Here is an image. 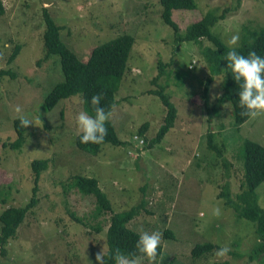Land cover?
Returning a JSON list of instances; mask_svg holds the SVG:
<instances>
[{
    "label": "rangeland",
    "instance_id": "1",
    "mask_svg": "<svg viewBox=\"0 0 264 264\" xmlns=\"http://www.w3.org/2000/svg\"><path fill=\"white\" fill-rule=\"evenodd\" d=\"M158 2L3 0L0 69L9 68L13 75L0 78V211L30 201L32 159H48V165L38 182L36 201L15 236L0 246V264H96V254L106 250V227L95 230L100 220L90 216L94 208L90 197L64 188L73 174L95 177L114 211L144 198L148 212L140 208L127 226L139 233L141 229L161 232L163 247L154 262L141 257L145 262L140 264H264V241L254 222L239 217L217 196L226 181L232 197L239 191L242 172L237 166L241 162L236 142L248 138L264 147V116L247 118L235 128L229 101H217L222 74L213 76L208 107L204 106L200 81L210 75L208 65L198 44L174 41L177 35L161 20ZM195 2V9L172 12L181 33L209 10L217 17L224 13L211 31L228 46L233 35L241 39L242 26L264 27V0ZM44 9L61 26V39L81 61L96 45L124 32L133 34L129 70L115 92L111 117L120 145L104 143L96 154L76 147L75 118L84 111L80 94L46 109L44 96L61 80L62 72L56 54L36 62L44 54ZM202 42L212 45L204 38ZM16 43L21 48L8 63ZM159 61L167 65L155 78ZM160 86L177 112L174 125L159 142L151 143L167 115V108L153 93ZM16 106L21 112L15 111ZM15 117L32 121L18 148L10 145L16 138ZM144 122L148 127L140 136L143 141L137 131ZM207 127L216 133L213 140L220 145L223 159L230 162L228 172L222 157L207 148ZM256 195L264 208V180L257 185ZM217 208L218 216L214 215ZM70 211L86 224L75 222ZM164 229L171 231L172 238L163 237ZM204 242L231 250L223 258L215 255L219 249L192 256L191 248Z\"/></svg>",
    "mask_w": 264,
    "mask_h": 264
},
{
    "label": "trees",
    "instance_id": "2",
    "mask_svg": "<svg viewBox=\"0 0 264 264\" xmlns=\"http://www.w3.org/2000/svg\"><path fill=\"white\" fill-rule=\"evenodd\" d=\"M161 6L160 17L161 20L170 26L176 33L177 38L174 41L181 42L183 40L193 41L198 44L199 51L204 61L208 65L209 76L202 84V100L205 107H208V90L213 76L217 74L223 75L222 91L217 97V101L222 103L223 100L229 101L231 105V115L235 128H238L248 117L241 116L242 109L238 102V85L232 78L230 71L227 69V61L223 60L229 50L223 40L211 31V27L220 17L214 15L210 10L207 11L200 19L189 24L184 32H180L176 22L172 19L173 10L177 9H195V0H158ZM5 13V6L3 0H0V16ZM44 29L42 32L43 51L41 59L36 62L44 61L51 54L59 56V65L62 72L61 80L57 81L48 90L44 96V105L46 109L51 110L59 101L69 98L72 95L80 94L83 99V109L86 113L94 116V110L91 105V97L98 93H103L104 98L101 101V106L105 107L106 111L113 109L116 103L115 92L120 86L121 79L128 69V58L131 46L134 40L133 34L124 32L114 38H111L101 44L96 45L86 61H81L74 53L73 49L63 42L60 37L59 30L61 26L51 18V15L46 9L43 10ZM207 39L211 42V46L204 45L202 39ZM21 45L16 43L13 46L11 55L7 58V62L11 63L13 57L19 53ZM236 50L245 56L250 51H255L259 56L264 57V27L250 28L249 26H242V35ZM167 63L159 61L157 66V75L159 78L165 70ZM13 75L9 68L0 69V78L4 75ZM154 81V78L152 79ZM150 93V90H147ZM152 92V91H151ZM167 108V115L164 123H161L157 135L151 139V143L159 142L167 133L169 127L173 126L177 110L169 101L166 95L163 94V86L159 90H153ZM215 105H212L214 107ZM24 117H15L12 121L13 129L16 138L11 142L14 148L20 147L23 142V133L29 128H22L20 126V119ZM107 136L101 144H82L80 143V136L76 134L75 145L77 148L87 152L96 154L99 152L104 143L111 145H120L122 141L118 137L115 127L110 119L106 122ZM148 127V122H144L138 129V138L143 139L144 132ZM209 127V126H208ZM207 127V148L215 151L219 156L222 155L221 147L214 140L215 132ZM146 138V137H145ZM146 140V139H145ZM149 141V142H150ZM153 141V142H152ZM139 144V143H137ZM219 146V147H218ZM237 152L240 157V162L237 164L242 172L239 181V191L234 197L230 195L229 185L224 182L221 190L217 196L223 198L224 204L231 207L235 213L242 218L249 219L254 222L255 230L258 233L261 242L264 241V208L257 203L256 187L264 180V147L258 142L243 138L236 142ZM221 150V151H220ZM195 155V153H194ZM193 155V156H194ZM48 159H32L30 162L31 170L33 171V179L31 186L30 201L23 206H8L0 211V246L7 243V240L15 236L17 226L22 222L26 213L33 206L35 194L38 189V182L41 178L42 172L47 168ZM223 165L226 172L230 162L226 158L223 159ZM228 179V178H227ZM226 179V180H227ZM98 181L92 176H82L73 174L66 181L64 188L66 190L75 189L83 196L90 197L94 203V208L91 212V218L100 220V223L94 225L96 231L105 228V243L106 250L104 252L106 264H115L112 258L116 249H120L122 253L128 255H140L136 252V242L139 238V232L127 226V223L139 213L140 208L148 212L144 208L145 200L141 201L127 209L121 211H114L106 194L98 186ZM70 216L75 219V222L86 224L84 218L77 217L73 211L69 212ZM102 229V230H103ZM164 238H172V233L169 229H164ZM163 239L161 238V241ZM162 242L157 249L158 258L162 252ZM213 249H219L218 245L212 242H204L195 244L191 248V254L197 257L205 252H210ZM143 258V257H142ZM147 259L146 257H144ZM142 263L145 261H141Z\"/></svg>",
    "mask_w": 264,
    "mask_h": 264
},
{
    "label": "clouds",
    "instance_id": "3",
    "mask_svg": "<svg viewBox=\"0 0 264 264\" xmlns=\"http://www.w3.org/2000/svg\"><path fill=\"white\" fill-rule=\"evenodd\" d=\"M240 37L238 34L233 35L229 41V50L223 57L227 61V69L230 71L232 78L237 83L238 102L242 109L240 115L250 119L264 116V57L259 56L254 50L250 51L247 56L240 54L236 50ZM104 98L103 93L95 94L91 97L94 116L81 111L75 118L80 143L82 144H101L107 136L105 127L113 111L107 110L101 106ZM15 111L21 112L20 106H16ZM32 121L26 118L20 119V126L27 128ZM220 210L217 208L214 215H219ZM162 233L158 231L147 232L140 230L139 238L136 242V252L140 255L124 254L120 249L115 250L112 257L115 264H140L141 257H146L149 261L154 262L157 257V249L161 244ZM231 249L223 247L216 251L215 255L223 258ZM96 264H106L104 252H98L95 256Z\"/></svg>",
    "mask_w": 264,
    "mask_h": 264
}]
</instances>
